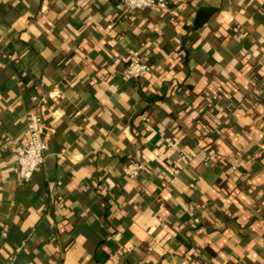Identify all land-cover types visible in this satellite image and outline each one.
<instances>
[{"label": "crops", "instance_id": "1", "mask_svg": "<svg viewBox=\"0 0 264 264\" xmlns=\"http://www.w3.org/2000/svg\"><path fill=\"white\" fill-rule=\"evenodd\" d=\"M0 47V264H264V0H0ZM134 52L151 69L125 79Z\"/></svg>", "mask_w": 264, "mask_h": 264}, {"label": "built area", "instance_id": "2", "mask_svg": "<svg viewBox=\"0 0 264 264\" xmlns=\"http://www.w3.org/2000/svg\"><path fill=\"white\" fill-rule=\"evenodd\" d=\"M143 7H165V0H119V8L121 12L139 9ZM112 22L107 24V29H111ZM107 44L112 45L113 40L109 38ZM0 56L6 59L13 60L12 55L4 48L0 47ZM150 65L138 53H132L123 70L125 79H137L146 76L149 73ZM264 75V69H263ZM46 149L45 137V116L42 110L38 107V102L35 100L29 107L26 116V130L24 136L13 144L12 152L17 162V177L20 181H28L35 169L43 164ZM187 156L181 154L176 159L169 170L170 176L176 174L180 168V163H185ZM149 165L145 160L134 159L123 168L125 177L136 178L139 173L148 168ZM129 246L127 249L129 250ZM121 251V250H119Z\"/></svg>", "mask_w": 264, "mask_h": 264}, {"label": "trees", "instance_id": "3", "mask_svg": "<svg viewBox=\"0 0 264 264\" xmlns=\"http://www.w3.org/2000/svg\"><path fill=\"white\" fill-rule=\"evenodd\" d=\"M213 11H214V8L213 7H205V6L199 7L196 10L195 15H194L193 20H192L193 21V25L195 27H198V26L202 25V23L204 21H206L211 16V14L213 13ZM155 96L154 95L148 96V100H154V99H156Z\"/></svg>", "mask_w": 264, "mask_h": 264}]
</instances>
